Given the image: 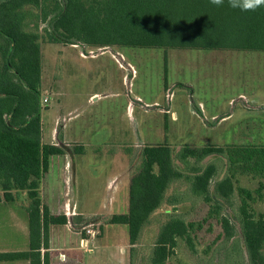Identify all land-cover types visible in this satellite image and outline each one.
I'll return each mask as SVG.
<instances>
[{
    "label": "trees",
    "instance_id": "16d2710c",
    "mask_svg": "<svg viewBox=\"0 0 264 264\" xmlns=\"http://www.w3.org/2000/svg\"><path fill=\"white\" fill-rule=\"evenodd\" d=\"M40 23L46 24L45 37ZM42 38L102 48L264 51V6L245 12L229 7L227 0L221 6L210 0H0V202L18 201L28 212L29 226V248L0 252V261L49 264L50 226L70 222L68 215L52 213L41 196L49 157L65 152L60 145L42 141ZM74 149L81 152L83 146ZM212 155L226 157L230 172L217 179L218 165L203 164ZM140 157L139 168L130 178L128 211L114 213L108 221L125 224L134 247L152 215L170 205L173 211L166 210L146 264H166L179 238L193 244L195 222L178 214L181 198L167 194L172 183L187 180L192 194L202 197L210 213L217 215L226 204H233L235 164L264 172V145L147 144ZM21 192L29 200L21 202ZM244 193L236 220L249 264H264V217L255 215L248 202L251 194ZM83 218L87 217L73 216L72 225L77 229ZM220 223L221 236L231 240L235 224L226 215ZM79 232L87 237L84 230Z\"/></svg>",
    "mask_w": 264,
    "mask_h": 264
},
{
    "label": "rangeland",
    "instance_id": "374dc122",
    "mask_svg": "<svg viewBox=\"0 0 264 264\" xmlns=\"http://www.w3.org/2000/svg\"><path fill=\"white\" fill-rule=\"evenodd\" d=\"M45 26V23H40L39 31L44 37ZM47 46H44L42 57L47 80H59L58 85L66 91L63 97L66 105L74 100H81L85 105V115L82 114L74 122L75 127L83 125V120H86L90 146L98 147L103 152L106 149L119 151L118 163L103 162L106 164L103 166L102 163H93L89 172H84L80 183L92 182L98 186L81 203L86 208L97 206V197L93 192L98 190V194H103L107 176L114 173L120 164L127 168V176L132 177L141 162V149L147 144L168 143L174 148L186 144H213L229 148L264 145V106H254L257 102L250 98L248 107L240 99V94L251 97V91L264 90L261 87L264 86V51L95 46L83 47V50L105 52L82 58L77 49L74 52L64 43ZM112 54L119 59L122 56L124 66ZM93 92L106 95L88 103ZM68 93L74 99H69ZM53 101L50 102L51 108L54 107ZM195 104L203 107L206 119ZM218 113L231 114L217 122ZM132 117L135 123H132ZM50 158L49 172L43 182V195L46 200H55L62 182L59 161L55 157ZM211 161L219 167L217 179L230 172L226 157L212 155L203 164ZM233 169V204H226L217 215L210 213V205L202 197L192 194L187 180L180 179L170 185L168 196L177 194L181 198L176 209L178 214L186 221L195 222V228L193 244L179 238L176 251L166 264H249L236 219L245 191L251 194L248 198L251 210L256 216L264 217V172L255 171L242 162L235 164ZM126 190L125 187L122 193L119 192L118 200L114 202L115 213L127 210L123 198ZM19 198L21 202L29 200L26 192H21ZM14 205L17 206L16 203L0 205L1 247H5L7 237L18 233L10 224L9 214H5ZM108 206L107 211L79 220L75 225L77 229L84 230L86 235L89 228L99 230L93 237L103 236V241L109 243L117 237L114 229H123L126 233L125 224L108 221L112 216L110 204ZM167 209L172 210L168 204L158 209L142 230L137 244L134 247L129 244L132 249L131 264H146L161 224L166 219ZM18 210L25 213L21 208ZM223 215L231 218L236 226L235 236L231 240L221 236L220 218ZM16 240L17 243L24 242L23 235L18 234Z\"/></svg>",
    "mask_w": 264,
    "mask_h": 264
},
{
    "label": "crops",
    "instance_id": "0c3cea01",
    "mask_svg": "<svg viewBox=\"0 0 264 264\" xmlns=\"http://www.w3.org/2000/svg\"><path fill=\"white\" fill-rule=\"evenodd\" d=\"M40 43L42 62V141L44 143L55 144L58 146L60 145L65 149L64 154L52 155V158L55 157L59 161L60 179L63 188L60 187L57 190V196L55 200H46L44 198L43 182L47 173L49 172L48 169L42 179L41 196L44 203L49 206L52 213L58 215L66 214L70 219L68 224L50 226V241L49 248L47 249L49 254V264H131L132 255L130 256V247H132V245L129 247V231L125 233V230L123 229H114L117 237L114 238L115 241L109 243L103 241V236L91 237L87 235V237L84 238L79 230H77L72 225L71 220L73 219V216L82 215L84 217H88L100 211H107L109 209L108 204H110L112 214H114V202L116 199L118 200L119 192L122 193L125 187L127 190L125 193H123V198L124 202H126L127 210L120 213L127 212L129 208L130 176H127L126 174L127 168L120 164L114 173L107 176L103 194H98V190L93 192L94 196L97 197V206L93 209H89L81 205V203L84 202L83 200L86 195L90 194L96 187H98L97 184L92 182L85 184L80 183V180L84 178V172H89V167L93 163H102L103 166L105 164L103 162H106L107 164V162L113 163L117 161L119 151H110L111 149H106V152H103L98 147L94 148L93 146H90L91 144L88 143L87 136L89 124L86 122V120H83V125L79 126L78 128L75 127L74 122L78 121V118L86 111L85 105L83 102H81V100H74L70 105H66L65 102H63V97L66 95V91L58 85L57 82L59 80H47V73L44 69L42 61L45 45H48L47 47H49V45L53 43L63 42H49L42 39ZM64 46L71 47L74 52H76L77 49L78 54L82 58H91L97 56L99 53L105 52H93L92 50H88L86 52L83 50V47L85 48V46L80 44L64 43ZM112 56L115 55L112 54ZM115 58L124 66V60L122 56H120V59L117 56H115ZM261 87L264 88V86ZM68 95L69 99H74V96L71 97V93H68ZM105 95L106 94L93 92L88 98V103H93L95 100ZM250 96L251 97H248L247 94H240V99H243L246 105L249 104L248 102L251 98L250 100L254 99L255 102H257L254 103V106H264V90L258 91V89H255L254 91H251ZM45 97L48 98L47 102L44 101ZM51 100H54L52 102L54 106L53 108L50 106ZM199 108L197 109L202 110L199 111L202 112L200 114L204 116L205 113L203 107L200 106ZM230 114L231 113H223L220 115V113H218L219 116L215 115L217 116V119H214H216L217 122H221L222 120L228 118ZM204 117L205 119L207 118L206 116ZM132 123H135V118L133 117ZM76 146H83V150L81 152H76V149H74ZM89 147L91 148L89 149ZM50 159L51 158L49 157V160ZM6 203L17 204V206L14 205L8 211H5V214H9L10 224L13 225L15 231L18 233L16 236H10L6 238L4 243L5 247H1L2 245L0 244V252L27 250L29 248L28 212L21 206H18V201L0 202V205H4ZM20 208L25 210V213L20 212L18 210ZM18 234L23 235L24 242L17 243L16 237H18ZM7 245L9 247H6ZM42 252H45V250L43 249ZM7 262H11L13 264H30V262L25 259L0 261V264H7Z\"/></svg>",
    "mask_w": 264,
    "mask_h": 264
},
{
    "label": "clouds",
    "instance_id": "9594fccd",
    "mask_svg": "<svg viewBox=\"0 0 264 264\" xmlns=\"http://www.w3.org/2000/svg\"><path fill=\"white\" fill-rule=\"evenodd\" d=\"M229 7L239 9L241 11H256L264 6V0H227ZM210 3L215 6L224 4V0H210Z\"/></svg>",
    "mask_w": 264,
    "mask_h": 264
},
{
    "label": "built area",
    "instance_id": "2783aa9c",
    "mask_svg": "<svg viewBox=\"0 0 264 264\" xmlns=\"http://www.w3.org/2000/svg\"><path fill=\"white\" fill-rule=\"evenodd\" d=\"M44 101L45 102H47L48 101V98L47 97H45L44 98ZM99 233V230H96V229H87V234L89 235V236H91V237H93V236H95L96 234H98Z\"/></svg>",
    "mask_w": 264,
    "mask_h": 264
}]
</instances>
